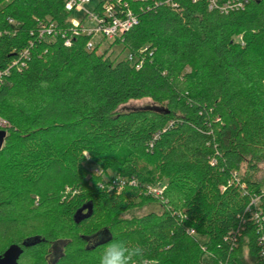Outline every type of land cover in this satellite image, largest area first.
Masks as SVG:
<instances>
[{"label":"trees","instance_id":"obj_1","mask_svg":"<svg viewBox=\"0 0 264 264\" xmlns=\"http://www.w3.org/2000/svg\"><path fill=\"white\" fill-rule=\"evenodd\" d=\"M107 2L139 25L104 51L87 35L39 38L40 24L69 27L66 0L0 9V71L29 52L0 86V256L98 264L115 238L142 246L143 264H246L245 248L263 264L264 221L245 211L257 196L264 209V0L227 14L207 0ZM143 99L153 106L119 110ZM112 175L136 186L110 190ZM157 185L162 199L146 194Z\"/></svg>","mask_w":264,"mask_h":264},{"label":"built area","instance_id":"obj_2","mask_svg":"<svg viewBox=\"0 0 264 264\" xmlns=\"http://www.w3.org/2000/svg\"><path fill=\"white\" fill-rule=\"evenodd\" d=\"M207 1L210 11H218L221 14H227L229 12L243 11L251 0H225L224 2H220V0ZM90 3V0H66L65 9L67 12L73 13L76 10H82L85 5ZM173 7L177 6L173 5ZM9 23L12 25L16 24L13 20H10ZM138 25L139 20L132 12H127L122 16H118L113 6L107 2L92 13L85 12L84 18L81 21L70 20V25L67 28L59 27L54 22L40 24L38 35L39 38L43 40H60L65 47H71L72 39L78 37L79 34L87 35L91 38L87 44V49L92 50L97 46L98 42L110 41L114 43L115 41H119L126 32ZM95 39L98 40L96 41ZM126 57L129 61L134 63V57L132 55L127 54ZM28 60L29 52L26 50L21 53L19 60L14 61L7 69L0 71V86L3 84L6 77L9 76L11 69L15 68L18 71H22ZM135 64L136 68H140L142 65L139 60L135 61ZM97 174H99V172ZM112 183H114V180L111 182L110 189H113ZM135 183H137L135 180H123L120 189L127 184L136 186ZM164 190L165 188L162 185L148 186L146 188V194L156 199H162ZM224 190L225 188H222V191ZM245 195H248V192H245ZM245 212L250 215V219L254 222L260 223L264 221V209L261 206L258 196L251 199V203ZM187 234L193 237L196 236L195 231L192 229H188ZM258 245L259 259L264 264V235L259 238ZM201 249L204 252L207 250L203 245Z\"/></svg>","mask_w":264,"mask_h":264},{"label":"clouds","instance_id":"obj_3","mask_svg":"<svg viewBox=\"0 0 264 264\" xmlns=\"http://www.w3.org/2000/svg\"><path fill=\"white\" fill-rule=\"evenodd\" d=\"M89 152H85L84 157L88 156ZM100 172V170L95 173ZM114 183L112 188L119 190L122 187L123 180L118 175H112ZM99 190H104V184L96 183ZM111 190V189H110ZM91 245L97 243L96 240L89 242ZM145 250L140 245H132L125 241L113 238L109 243L103 245L102 251L98 257V264H143Z\"/></svg>","mask_w":264,"mask_h":264},{"label":"rangeland","instance_id":"obj_4","mask_svg":"<svg viewBox=\"0 0 264 264\" xmlns=\"http://www.w3.org/2000/svg\"><path fill=\"white\" fill-rule=\"evenodd\" d=\"M91 3L88 5H85L84 8L80 11L76 10L75 12L71 13L70 16V20H75V21H81L84 18L85 12H94L100 5V3L103 0H90ZM11 3V0H7L4 4H2L0 6V9H2V7H6L7 5H9ZM96 41L98 39H95ZM111 45L110 41H105L104 45L101 49V51H104V49L108 48ZM114 45V44H113ZM113 51L115 52V55L119 54L122 51L121 46L119 45H114ZM126 55V53H123L124 57ZM153 106V102L149 99H143V100H139V101H130L127 104L123 105L120 107V111H127V110H132V109H140V108H146V107H151ZM1 123V122H0ZM1 128H5V123L0 125ZM90 167L91 164L89 163ZM245 171V166L243 167L242 171H241V175L244 173ZM258 179L260 180L261 184L264 185V165L260 166V171L257 174ZM147 210L146 208L142 211V212H138L137 214H143L146 213ZM69 236H71V234H69ZM97 242L100 241V238H96L94 239ZM3 244V243H2ZM2 244H0V246H2ZM244 260L246 261V264H256L249 256L248 254V250L245 248L244 249Z\"/></svg>","mask_w":264,"mask_h":264},{"label":"water","instance_id":"obj_5","mask_svg":"<svg viewBox=\"0 0 264 264\" xmlns=\"http://www.w3.org/2000/svg\"><path fill=\"white\" fill-rule=\"evenodd\" d=\"M8 137L7 131L0 129V151L2 150L5 141ZM21 250L18 247H12L4 256H0V264H19Z\"/></svg>","mask_w":264,"mask_h":264}]
</instances>
